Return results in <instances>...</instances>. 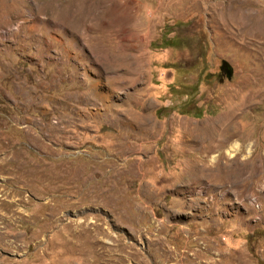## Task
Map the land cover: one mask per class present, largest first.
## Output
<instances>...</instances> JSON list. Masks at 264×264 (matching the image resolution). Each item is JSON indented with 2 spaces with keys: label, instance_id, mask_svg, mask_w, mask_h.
I'll return each instance as SVG.
<instances>
[{
  "label": "rangeland",
  "instance_id": "obj_1",
  "mask_svg": "<svg viewBox=\"0 0 264 264\" xmlns=\"http://www.w3.org/2000/svg\"><path fill=\"white\" fill-rule=\"evenodd\" d=\"M95 1L0 0V264H264V0Z\"/></svg>",
  "mask_w": 264,
  "mask_h": 264
},
{
  "label": "bare ground",
  "instance_id": "obj_2",
  "mask_svg": "<svg viewBox=\"0 0 264 264\" xmlns=\"http://www.w3.org/2000/svg\"><path fill=\"white\" fill-rule=\"evenodd\" d=\"M88 1V0H87ZM90 2V0H89ZM87 2V3H89ZM99 3L96 2L95 0H91V2L89 4H84L83 2L78 4L77 6V9L79 10V8H82V7H85V8H82V10H80L81 12H84L83 13H89L90 11H96L97 9H99ZM62 6V10L64 12H69L72 8H75L74 5H72L71 1L69 2H64L63 4H61ZM102 11H104V14L105 13H109L108 10H104L102 9ZM106 11V12H105ZM65 14V13H64ZM65 16V15H64ZM78 16V15H77ZM80 16V15H79ZM106 97V96H105ZM226 117V116H225ZM230 119V118H229ZM226 120V119H225ZM231 120V119H230ZM141 121V120H140ZM224 121V120H223ZM222 121V122H223ZM233 122V121H232ZM221 123V122H220ZM218 122H214L212 126H205L204 127V132H190L188 134V136L190 137H195L196 141L197 142H203L204 140H209L210 143H209V147H215L216 149H221V146L224 144V143H229V139L231 138V136L234 134L230 128L228 127V123L226 124H220ZM220 124V125H219ZM230 124V123H229ZM194 133V134H193ZM203 145V144H202ZM203 147V146H202ZM201 149V148H200ZM238 144L236 142H231L229 145H228V148H227V152H228V155H229V158L232 159V163H236L234 162L236 159V154L238 153ZM252 151H250L249 153H251ZM208 154V153H207ZM221 153H214V155H212V157L214 158H217L216 162L218 164V158L220 156ZM208 155H205L204 157H207ZM262 158H264V154H261ZM248 159V158H247ZM206 161V160H205ZM237 161V160H236ZM245 161V159H244ZM247 161V160H246ZM245 161V162H246ZM244 162V164H245ZM214 163V162H213ZM248 163V162H247ZM254 165H245V167L243 168V170H246V169H249L251 170ZM236 168V167H235ZM233 169V168H232ZM237 169V168H236ZM230 170V169H229ZM202 171V170H201ZM242 171V169H241ZM244 172V171H243ZM191 173V172H190ZM239 173V172H238ZM237 173V174H238ZM193 174V173H192ZM210 175V173H208ZM192 176V175H191ZM194 177V176H193ZM233 177V176H232Z\"/></svg>",
  "mask_w": 264,
  "mask_h": 264
},
{
  "label": "water",
  "instance_id": "obj_3",
  "mask_svg": "<svg viewBox=\"0 0 264 264\" xmlns=\"http://www.w3.org/2000/svg\"><path fill=\"white\" fill-rule=\"evenodd\" d=\"M219 68H220L221 71L224 70V71H227L228 74L230 73V68H229L228 65H227L226 63H224V62L221 63V65H220Z\"/></svg>",
  "mask_w": 264,
  "mask_h": 264
},
{
  "label": "flooded vegetation",
  "instance_id": "obj_4",
  "mask_svg": "<svg viewBox=\"0 0 264 264\" xmlns=\"http://www.w3.org/2000/svg\"><path fill=\"white\" fill-rule=\"evenodd\" d=\"M225 73V72H224Z\"/></svg>",
  "mask_w": 264,
  "mask_h": 264
}]
</instances>
